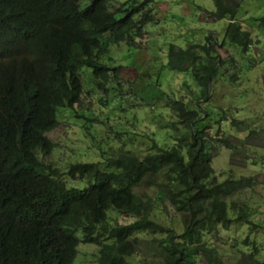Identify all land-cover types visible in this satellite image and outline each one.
Instances as JSON below:
<instances>
[{
	"label": "trees",
	"instance_id": "1",
	"mask_svg": "<svg viewBox=\"0 0 264 264\" xmlns=\"http://www.w3.org/2000/svg\"><path fill=\"white\" fill-rule=\"evenodd\" d=\"M80 1L0 0V264H74L81 244L99 248L93 264H130L140 235L167 231L166 222L152 218L158 204L155 197L137 194L135 189L140 187L162 193L180 214L184 233L171 227L166 237L153 239L160 254L135 264H201L200 259L205 264H225L206 239L242 223L248 235L256 236L260 228L264 231V214L249 201H232L256 187L255 177L227 176L218 181L212 143L204 138L215 126L214 136L221 146H235L223 137L224 118L210 126V113L199 114L194 108L199 99L201 106L209 104L219 78L232 79V73L222 69L228 61L218 54L216 37L207 36L206 43L190 44L187 49L167 47L163 70H194L193 84L185 81L183 89L191 95L190 102L177 101L175 95L168 100L161 81L151 86L153 96H161L157 103L168 101L181 125H186L182 136L177 125L165 142L145 132L151 146L146 154L123 150L106 159L69 165L64 171L41 160L54 147L47 133L58 126V110L80 107L82 70L90 69L100 91H108L111 82L117 87L132 82L119 76L123 67L101 60L109 51L105 38L110 35L114 43L144 49L146 27L160 22L156 0H127L116 8L112 0H88L85 6ZM213 1L216 10L205 14L215 21L229 20L220 44L241 51L246 35V51L250 33L235 18L240 0ZM252 20L264 30V18ZM203 119L209 120L207 133L196 127ZM75 179H84L88 186L70 188ZM112 213L135 220L114 223ZM248 235L240 244L247 248L240 262L264 264V245L255 238L248 241Z\"/></svg>",
	"mask_w": 264,
	"mask_h": 264
},
{
	"label": "rangeland",
	"instance_id": "2",
	"mask_svg": "<svg viewBox=\"0 0 264 264\" xmlns=\"http://www.w3.org/2000/svg\"><path fill=\"white\" fill-rule=\"evenodd\" d=\"M125 1L127 0H112V7L116 8ZM80 2L85 6L89 1ZM238 3L241 4L235 18L239 19L242 29L249 32L251 37L246 51L243 50L247 42L246 35L243 36L244 41L240 42L241 51L236 47H223L220 44L229 20L215 21L211 15L205 14L206 10L211 13L216 10L213 0H156L155 7L160 22L146 27L144 49L114 43L112 37L107 36L104 46L109 51L101 60L109 66L123 67H117L120 69L119 76L132 82L122 83L118 87L115 82H111L108 91H100L90 77V69L82 70L80 77L84 84V96L80 107L76 111L58 110V126L47 133V138L54 147L48 156L42 155L41 160L58 171H64L69 165L106 159L123 150L136 155L146 154L151 151V146L148 137L144 136L145 132L156 140L165 142V136L173 134V127L177 125L179 137L182 136L186 125H181L180 118L172 111L168 101L157 103L161 96H153L151 86L161 81V89L167 94L168 100L169 96L175 95L177 101L184 104L190 102L191 95L183 89L185 81L193 84L194 70L191 69L188 73L163 70L168 60L167 47L173 44L186 49L193 43L204 44L205 37L212 35L219 43L218 54L228 61L222 69H227V74L231 72L232 79L230 82H223L219 78V84L212 87L213 94L208 105L201 106L198 102L200 99L194 102V108L199 114L204 110L211 115L210 121L200 120L201 123L196 127L207 133L208 121V125L212 126L224 118L220 124L223 137L235 148L221 146V142L214 136L215 126H212L209 136L204 138L212 143V166L215 174L220 182L227 176L255 177L256 187L237 194L232 201L242 204L249 201L255 210L259 208L264 214V30L260 25L256 27L252 20L257 17L262 22L264 0H240ZM163 5H169L167 11H161ZM114 87L115 91H112ZM115 98L118 101L113 103ZM136 132L140 134H135ZM102 167L107 168L105 165ZM76 181L77 179L75 182L70 181L68 186H78L76 188L80 189L88 186L84 179ZM135 192L155 197L158 204L155 205L156 213H153L152 218L166 222L167 231L165 234L140 235L134 248L136 254L128 259L130 264H135L140 259L151 260L160 254L159 243L154 238L166 237L171 227L179 234L184 229L179 220L180 214L169 205L162 193L146 187L137 188ZM111 218L118 224L135 220L113 213ZM261 221L264 225V215ZM248 231L247 225L242 223L241 226H231L229 232L222 231L206 240L224 257L225 264H246L240 262V259L245 255L242 251L247 252V248L240 244L246 240ZM263 232V228H260L256 236L250 233L248 241L255 238L258 245H264ZM98 250L95 245L81 244L77 248L74 264H79V261L84 262L82 264L95 263ZM200 263L205 264L201 259Z\"/></svg>",
	"mask_w": 264,
	"mask_h": 264
},
{
	"label": "clouds",
	"instance_id": "3",
	"mask_svg": "<svg viewBox=\"0 0 264 264\" xmlns=\"http://www.w3.org/2000/svg\"><path fill=\"white\" fill-rule=\"evenodd\" d=\"M194 44V43H193ZM187 49V48H186ZM90 162H93V161H90Z\"/></svg>",
	"mask_w": 264,
	"mask_h": 264
}]
</instances>
